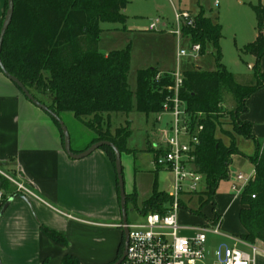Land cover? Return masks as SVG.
<instances>
[{"label": "trees", "instance_id": "trees-1", "mask_svg": "<svg viewBox=\"0 0 264 264\" xmlns=\"http://www.w3.org/2000/svg\"><path fill=\"white\" fill-rule=\"evenodd\" d=\"M13 1V20L1 52L2 64L7 72L43 105L33 92L47 96L51 103L45 106L65 125L64 118L72 115L75 121L96 134L85 151L98 142L108 141L121 153L129 152L127 144L132 135L131 122L127 121L126 128L116 129L115 134L103 131V126H109L113 116L128 117L133 110L146 115L162 113L170 96L169 89L175 87V81L170 73H159L162 76L157 79L158 74L152 70L139 71L136 90L132 92L128 83L130 49L108 55L100 53L101 25L124 23L128 0ZM253 10L258 38L246 46L241 54L256 58L253 69L256 83L250 86L239 84L235 75L222 65V28L200 11L194 29L187 30L186 34L191 36L194 44L201 45L202 52L206 44L213 46L216 50V69L211 73L196 68L184 72L179 98L192 118L193 131L197 125L204 127L194 154V167L204 176L206 184L205 191L198 199L201 208L212 205L216 215L215 196L220 184L229 180L234 157L246 158L254 166V176L240 200V222L245 230L241 239L254 245L264 244V146H258L256 156L248 158L238 151L234 140L227 146L217 138L224 95H233L237 108L243 109L244 114L247 112V100L264 88V73L258 69V63L264 57V7H253ZM6 12L7 0L3 22ZM237 135L255 141L252 126L248 122H244L243 128L237 130ZM103 150L115 164L113 151L109 148ZM9 187L10 183L0 178V190L7 191ZM170 201L169 197H164L161 204L157 205L158 210L151 213L164 215L167 212L165 204ZM6 202L2 200L1 209ZM197 216L202 217L203 214L199 212ZM45 233L53 241L68 245L62 235L47 230ZM123 248L124 239L117 261L122 257ZM63 264L79 263L75 258L66 256Z\"/></svg>", "mask_w": 264, "mask_h": 264}, {"label": "crops", "instance_id": "crops-1", "mask_svg": "<svg viewBox=\"0 0 264 264\" xmlns=\"http://www.w3.org/2000/svg\"><path fill=\"white\" fill-rule=\"evenodd\" d=\"M172 6L175 11V5ZM180 6L181 11L190 12L184 2ZM200 11L205 13L203 9L195 16L190 13L197 17ZM4 12L5 0H0V31ZM214 23L218 24V21ZM257 38V30L248 35L250 44ZM249 58L246 66L253 71L256 58L252 55ZM258 69L264 73V57L258 63ZM246 107L247 112L241 119L251 124L255 138L252 142L258 147L264 141V88L247 100ZM85 149L72 148V151L77 155ZM127 150L129 152L122 156L127 154L135 159L134 151ZM245 162L249 161L234 157L229 180L220 186L228 183L232 190L238 175H251L254 166L250 162L252 171L249 174L242 172L246 168ZM154 168L157 173L164 172L155 165ZM0 178H7L30 192L12 190L11 185L7 191L0 190V211L2 200L14 199L0 216L1 264H63L66 256L75 258L79 264H113L117 261L124 236L117 175L111 156L101 149L84 160L71 159L64 151V138L57 123L1 73ZM133 195L136 192L127 197ZM241 195L226 198L216 194V215L213 206L209 205L212 214H204L199 226L220 217L219 237L229 247L251 254L241 239L245 234L240 222ZM46 230L62 235L68 245L53 241L46 235ZM254 245L261 251L255 257V264H264V244ZM206 264L213 263L207 261Z\"/></svg>", "mask_w": 264, "mask_h": 264}, {"label": "rangeland", "instance_id": "rangeland-1", "mask_svg": "<svg viewBox=\"0 0 264 264\" xmlns=\"http://www.w3.org/2000/svg\"><path fill=\"white\" fill-rule=\"evenodd\" d=\"M217 0H183L184 5L195 16L200 9H203L207 16L222 28L220 40V50L222 54V65L226 70L235 75L236 80L243 86H250L256 83L254 71H251L246 63L249 55L241 54V51L250 44L249 33H253L257 27L256 15L253 7L263 6L264 0H218L220 5L215 6ZM129 5L124 11L126 20L124 23H105L101 25L103 33L100 36L99 51L103 54L119 52L130 49L131 67L128 83L132 92L136 90L137 73L144 70H152L157 73V79L166 72L191 71L194 68L203 72L211 73L216 69V50L211 44H206L204 51L197 58H177L179 49H188L189 42L182 40L178 47L177 40L168 33L146 31L149 23L153 19L160 18L166 25H175V11L168 0H128ZM180 0H173L177 10H181ZM36 97L45 105L51 101L47 96H40L33 92ZM222 118L218 120L217 136L229 146L234 140L238 151L245 157H255L257 146L254 142L248 141L240 135L237 130L243 128L241 115L243 109L237 108L233 95H224L221 105ZM161 114H140L135 110L128 116L113 117L110 124L103 126V131L112 134L118 128H126L127 121L131 122L132 135L128 140L127 148L135 153L133 156L124 154L122 156L123 178L126 195L136 192V195L129 196L128 203V224L141 221V217L158 210L164 197H169L171 201L165 204L169 208L172 202L173 177L166 172H155L154 159H156L164 146L167 128L172 125L171 114L166 112ZM71 135L73 150L87 148L96 138V134L86 128L83 124L74 120L72 115L64 118ZM159 144V145H158ZM157 145V146H155ZM155 146V147H154ZM261 148L264 141L260 142ZM149 152V153H148ZM129 156V157H128ZM131 158V161H129ZM246 168L242 170L244 174L252 171L249 162H245ZM246 176V175H245ZM12 187L18 189L17 185L5 178ZM204 184L202 185V187ZM156 190V191H155ZM155 191V192H154ZM198 195H182L180 200V211L178 221L184 230L183 237H192L194 232L190 230L197 227L204 220V214L211 215L210 206L201 208ZM231 190V184L223 183L217 191V195L226 198L235 196ZM201 212L202 217L197 216ZM194 213V214H193ZM196 213V214H195ZM201 226V225H200ZM123 229V228H122ZM207 261L214 263L217 260V253L222 245H228L222 237L212 234L207 235ZM230 246V245H228ZM222 254L225 247L221 249ZM123 264H126L125 262Z\"/></svg>", "mask_w": 264, "mask_h": 264}, {"label": "built area", "instance_id": "built-area-1", "mask_svg": "<svg viewBox=\"0 0 264 264\" xmlns=\"http://www.w3.org/2000/svg\"><path fill=\"white\" fill-rule=\"evenodd\" d=\"M173 5V0H168ZM181 1V0H180ZM219 6V1L215 2ZM196 17L190 12L175 10V25H166L160 18L150 21L148 32H165L174 36L178 47L182 40L189 42L188 49H179L178 58H197L202 47L194 44L187 30L194 29ZM175 81V87L169 89V97L163 113H170L172 125L167 128L164 146L154 165L158 169L170 173L173 177L172 202L167 212L149 213L138 223L127 226L129 230L126 264H206L207 235L221 236L222 219L215 217L204 225L192 227V237L181 236L183 227L178 221L180 198L182 195H198L206 189L205 178L195 167V151L200 144V134L204 130L202 125L192 126V118L185 110V104L180 102L179 90L183 83V76L179 72L170 73ZM161 114V113H160ZM238 175L233 181L232 191L242 194L254 176ZM204 186L202 187V185ZM19 191L28 192L22 185H17ZM254 198V197H253ZM123 228V226H122ZM251 254L236 247L222 245L217 253V260L213 264H255L256 255L261 252L255 245L242 242ZM225 247L222 254L221 249ZM264 253V251H263Z\"/></svg>", "mask_w": 264, "mask_h": 264}, {"label": "water", "instance_id": "water-1", "mask_svg": "<svg viewBox=\"0 0 264 264\" xmlns=\"http://www.w3.org/2000/svg\"><path fill=\"white\" fill-rule=\"evenodd\" d=\"M13 15H14V1L7 0V12H6V16H5L1 31H0V70H1V73L4 75L5 78H7L10 82H12L33 105H35L37 108H39L43 112L47 113L59 125L63 138H64V151L71 159L77 160V161L84 160L90 157L96 151H99L103 148H109L114 153L115 171L117 175V183H118L119 197H120V208H121V215H122L121 222L123 226V236H124V251H123L122 257L115 264H123L127 257L129 230L127 228L128 226V197L125 193V183H124V178H123V167H122V153L113 143L108 142V141H101V142H98L92 145L89 149H87L83 153L75 155L72 151L71 135H70V132L67 126L64 124V122L47 106L40 103L25 88V86L21 82H19V80H17L15 77H13L11 74L7 72V70L2 64L1 52H2V47H3L6 33L12 24ZM13 200L14 199L12 198L6 202V204L2 207L0 211V216H2L5 213V211L9 208ZM0 264H1V261H0Z\"/></svg>", "mask_w": 264, "mask_h": 264}, {"label": "flooded vegetation", "instance_id": "flooded-vegetation-1", "mask_svg": "<svg viewBox=\"0 0 264 264\" xmlns=\"http://www.w3.org/2000/svg\"><path fill=\"white\" fill-rule=\"evenodd\" d=\"M123 251H124V248H123ZM122 254H123V252H122Z\"/></svg>", "mask_w": 264, "mask_h": 264}]
</instances>
